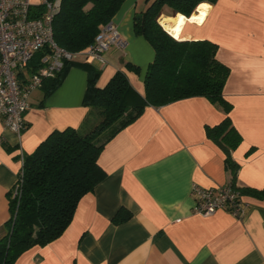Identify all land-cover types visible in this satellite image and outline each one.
<instances>
[{"label": "crops", "instance_id": "crops-1", "mask_svg": "<svg viewBox=\"0 0 264 264\" xmlns=\"http://www.w3.org/2000/svg\"><path fill=\"white\" fill-rule=\"evenodd\" d=\"M32 1L40 5L46 0ZM151 1L125 0L113 17L128 40L124 50L111 48L106 62L71 66L48 96L42 88L32 93L20 135L0 119V238L24 156L54 130L85 126L90 75L98 72L96 86L103 88L123 70L145 95L155 50L135 32L134 23ZM159 22L176 39H208L219 45L217 57L231 70L224 96L233 105L230 117L242 135L232 152L239 165L236 185L263 189L264 0L203 2L190 17L165 6ZM126 62L140 72L127 69ZM225 116L222 106L204 96L146 106L105 144L98 162L106 177L80 200L65 232L27 250L14 264H264V199L243 194L247 209L241 217L227 209L209 216L193 210V185L218 189L233 184L226 154L206 133L207 125ZM121 209L131 217L115 223Z\"/></svg>", "mask_w": 264, "mask_h": 264}, {"label": "trees", "instance_id": "trees-1", "mask_svg": "<svg viewBox=\"0 0 264 264\" xmlns=\"http://www.w3.org/2000/svg\"><path fill=\"white\" fill-rule=\"evenodd\" d=\"M217 0H152L141 18H136L135 32L153 46L155 58L145 76V95H140L127 74L118 70L105 87L96 86L99 73L89 77L84 104L89 114L82 128L54 130L35 151L24 156L19 174V192L10 193V217L0 238V264H14L27 250L45 246L59 238L71 224L80 200L106 177L98 162L105 144L119 131L135 121L148 105L162 106L174 101L204 96L224 109L226 116L218 124L206 126L207 136L226 154L237 187L239 165L232 152L242 141L233 125V105L225 98L224 88L230 68L222 63L219 45L208 39L180 40L160 24L163 8L190 17L199 4ZM125 0H61L54 18L55 41L69 51H81L92 43L103 26ZM43 8L42 4L38 5ZM173 15V14H172ZM37 53L35 60L40 57ZM84 65L66 61L63 69L44 79L45 96L63 82L68 69ZM129 70L140 72L130 62ZM242 194L264 199V188L237 187ZM131 213L121 209L113 218L122 223Z\"/></svg>", "mask_w": 264, "mask_h": 264}, {"label": "built area", "instance_id": "built-area-1", "mask_svg": "<svg viewBox=\"0 0 264 264\" xmlns=\"http://www.w3.org/2000/svg\"><path fill=\"white\" fill-rule=\"evenodd\" d=\"M61 0H46L40 8L32 0H0V119L19 135L26 127L25 113L32 93L44 79L55 76L66 61L106 62L111 48L124 50L128 40L109 22L94 43L81 51H69L55 41L54 18ZM41 53L35 60L36 54ZM19 177L13 196L19 192ZM193 210L205 216L227 209L241 217L247 209L241 191L233 185L212 189L193 185Z\"/></svg>", "mask_w": 264, "mask_h": 264}, {"label": "water", "instance_id": "water-1", "mask_svg": "<svg viewBox=\"0 0 264 264\" xmlns=\"http://www.w3.org/2000/svg\"><path fill=\"white\" fill-rule=\"evenodd\" d=\"M142 17V14H139L138 16H137V18H141Z\"/></svg>", "mask_w": 264, "mask_h": 264}, {"label": "snow or ice", "instance_id": "snow-or-ice-1", "mask_svg": "<svg viewBox=\"0 0 264 264\" xmlns=\"http://www.w3.org/2000/svg\"><path fill=\"white\" fill-rule=\"evenodd\" d=\"M180 19H181V21H182V20H183V17H181Z\"/></svg>", "mask_w": 264, "mask_h": 264}, {"label": "bare ground", "instance_id": "bare-ground-1", "mask_svg": "<svg viewBox=\"0 0 264 264\" xmlns=\"http://www.w3.org/2000/svg\"><path fill=\"white\" fill-rule=\"evenodd\" d=\"M173 36V35H172ZM174 37V36H173ZM176 38V37H175Z\"/></svg>", "mask_w": 264, "mask_h": 264}]
</instances>
